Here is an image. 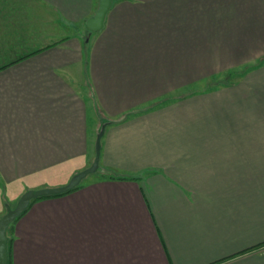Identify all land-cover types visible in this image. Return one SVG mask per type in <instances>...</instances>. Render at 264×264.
<instances>
[{
	"label": "crops",
	"instance_id": "0c3cea01",
	"mask_svg": "<svg viewBox=\"0 0 264 264\" xmlns=\"http://www.w3.org/2000/svg\"><path fill=\"white\" fill-rule=\"evenodd\" d=\"M99 3L0 0L12 264H264V0Z\"/></svg>",
	"mask_w": 264,
	"mask_h": 264
},
{
	"label": "water",
	"instance_id": "95a60500",
	"mask_svg": "<svg viewBox=\"0 0 264 264\" xmlns=\"http://www.w3.org/2000/svg\"><path fill=\"white\" fill-rule=\"evenodd\" d=\"M114 0H100V6L98 11L95 14V18L89 20L87 22V27L92 32H98L101 31L104 22L106 19V15L108 11L112 7V2ZM101 135L99 136L98 144H97V154L93 165L91 168L79 172V174L75 175L71 181L64 187H55V188H44L43 190H31L27 193H25L17 203V206L15 208H8L7 213L2 217L0 220V264H8L9 260V254H8V228L9 226L20 217V215L26 211L30 203L32 201L42 199L43 197H50V196H56L61 194H66L69 191L73 190L74 188L78 187L82 181H84L89 175L92 173H95L99 168V159H100V139Z\"/></svg>",
	"mask_w": 264,
	"mask_h": 264
},
{
	"label": "trees",
	"instance_id": "16d2710c",
	"mask_svg": "<svg viewBox=\"0 0 264 264\" xmlns=\"http://www.w3.org/2000/svg\"><path fill=\"white\" fill-rule=\"evenodd\" d=\"M82 185V183L78 186V187H76V188H74L73 190H71V191H69L68 193H72V192H74V191H77V190H79L80 189V186ZM68 193H66V194H61V195H56V196H50V197H43L42 199H38V200H44V199H46V198H56V197H59V196H65V195H68ZM32 203H33V201L30 203L31 205L30 206H32ZM30 206H29V208H30ZM28 208V209H29ZM27 209V210H28ZM26 210V211H27ZM26 211H24L21 215H23ZM20 215V216H21ZM18 219H20V217L18 218ZM18 219H16L14 222H16ZM1 220V219H0ZM13 222V223H14ZM12 223V224H13ZM12 224L9 226V228H8V254H9V260H8V264H12V254H11V247H12V237L9 235V232H10V228H11V226H12Z\"/></svg>",
	"mask_w": 264,
	"mask_h": 264
},
{
	"label": "rangeland",
	"instance_id": "374dc122",
	"mask_svg": "<svg viewBox=\"0 0 264 264\" xmlns=\"http://www.w3.org/2000/svg\"><path fill=\"white\" fill-rule=\"evenodd\" d=\"M233 76H234V75H233ZM233 76H232V74H231L230 77L233 78ZM233 80H235V79H233ZM233 80H232V81H233ZM91 178H92V176H91L90 178L85 179L84 181H82V184H83L84 182L88 181V180L91 179ZM16 206H17V205H16ZM16 206H15V207H16ZM15 207H11V208L13 209V208H15ZM9 235L11 236V232H9Z\"/></svg>",
	"mask_w": 264,
	"mask_h": 264
}]
</instances>
